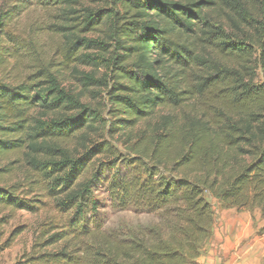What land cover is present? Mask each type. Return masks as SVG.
Returning a JSON list of instances; mask_svg holds the SVG:
<instances>
[{"label": "trees", "instance_id": "obj_1", "mask_svg": "<svg viewBox=\"0 0 264 264\" xmlns=\"http://www.w3.org/2000/svg\"><path fill=\"white\" fill-rule=\"evenodd\" d=\"M33 1L62 45L51 68L19 75L33 56L10 31L21 7L0 11V228L33 210L25 197L39 190L55 213L19 264H198L215 219L205 195L222 210L264 212V83L245 76L247 41L264 70V0ZM60 72L104 88V102L83 103ZM99 134L125 136L130 154L107 180L112 208L149 223L113 231L99 218L93 188L108 166L88 174L87 147Z\"/></svg>", "mask_w": 264, "mask_h": 264}, {"label": "rangeland", "instance_id": "obj_2", "mask_svg": "<svg viewBox=\"0 0 264 264\" xmlns=\"http://www.w3.org/2000/svg\"><path fill=\"white\" fill-rule=\"evenodd\" d=\"M108 0H80V3L85 6H90L96 9L109 10L112 6L107 2ZM21 7L13 22L10 24V31L15 35L17 40L31 42L32 61L29 63L18 64L19 75L24 72H29L35 67L51 68L49 62L53 63L58 60L56 50L61 47L60 38L54 33L52 27V18L48 11L41 9L34 3L33 0H0V11L6 12L13 9L16 5ZM103 29V28H101ZM101 34H87V38H96ZM247 45L253 50L252 57L245 62V76L253 77L254 84L260 85L264 83V70L259 64V50L248 41ZM112 45V44H111ZM23 59L25 56H22ZM25 61V60H24ZM52 70H57L58 67H52ZM79 70L83 73L93 72L94 77L100 78L104 73L103 70H92L90 67H81ZM59 73L58 71H56ZM62 86L81 97V101L85 104L100 107L102 101L104 102V88L88 87L84 90L81 83L71 76L68 72H60ZM167 111H158L156 116L149 122H153L161 115H166ZM149 122L139 123L132 132L147 126ZM125 136L116 135L114 137H107L104 134L93 136L87 147L91 151L92 158L89 161L88 174L99 163H107L108 167L104 170V175L93 188L94 197L99 204V218L104 223L108 230L117 231L119 227L126 224L134 227L138 224L145 225L152 221L151 217L144 215H137L133 212H117L112 208L110 197L106 191L107 180L113 172L123 169L122 160H127L130 157L128 146L124 143ZM70 147L76 146L73 140L69 143ZM108 149L107 152L98 153V150ZM82 150V149H81ZM82 153V152H81ZM111 153V155H110ZM85 175V176H88ZM17 179H22V175H18ZM205 199L212 205L215 216L222 210L218 202L208 195ZM25 200L33 207L31 211H16L13 217L4 223L0 228V243H3L11 233L18 231L19 233L14 238L12 245L4 250L0 255V264H19L21 258L28 254L33 245L34 239L40 231L41 224L46 222L50 216L54 215L53 205L50 199L47 198L41 190L35 192L27 197ZM33 200L35 202H33ZM236 211L235 209H233ZM237 212V211H236ZM246 212L252 217L255 227H258L259 232H264V212L260 208H254Z\"/></svg>", "mask_w": 264, "mask_h": 264}, {"label": "crops", "instance_id": "obj_3", "mask_svg": "<svg viewBox=\"0 0 264 264\" xmlns=\"http://www.w3.org/2000/svg\"><path fill=\"white\" fill-rule=\"evenodd\" d=\"M264 232L246 212L221 210L215 216L212 236L198 264H262Z\"/></svg>", "mask_w": 264, "mask_h": 264}]
</instances>
